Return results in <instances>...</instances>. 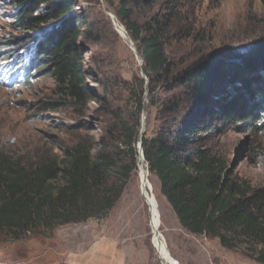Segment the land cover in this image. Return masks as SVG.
Returning a JSON list of instances; mask_svg holds the SVG:
<instances>
[{
	"label": "trees",
	"instance_id": "16d2710c",
	"mask_svg": "<svg viewBox=\"0 0 264 264\" xmlns=\"http://www.w3.org/2000/svg\"><path fill=\"white\" fill-rule=\"evenodd\" d=\"M127 4L120 0L115 18L143 60L150 106L158 109L165 125L154 137H141L149 174L158 179L160 194L186 232L216 239L229 251L243 245L250 260L264 264V188L230 173L218 150L195 144L213 134L210 125L220 117L231 125L263 130L258 121L264 115V35L256 38L248 56L224 53L229 60L242 58L240 63L225 67L231 62L197 55L177 66L165 51V21L153 17L141 26ZM14 5L17 27L49 28L35 52L37 62L44 64L40 57L49 60L45 74L60 99L57 106L81 107L88 95L76 41L78 26L86 20L74 12L77 1L14 0ZM261 22L264 27V0ZM139 82L145 86L144 80ZM137 108L141 110L140 103ZM139 133V120L131 128L122 125L114 139L122 146L116 154L95 152L83 139L72 143L63 157L46 150L20 156L0 143V235L17 239L105 218L137 169Z\"/></svg>",
	"mask_w": 264,
	"mask_h": 264
},
{
	"label": "rangeland",
	"instance_id": "374dc122",
	"mask_svg": "<svg viewBox=\"0 0 264 264\" xmlns=\"http://www.w3.org/2000/svg\"><path fill=\"white\" fill-rule=\"evenodd\" d=\"M76 1L74 12L86 20L78 26L76 46L87 102L77 108L57 106L60 99L45 74L49 68L45 57H40L44 64L37 62L27 81L14 66H8L11 79H0V143L20 156L46 150L63 157L70 145L81 139L91 142L95 152L110 150L116 154L122 146L114 139L122 125L131 128L139 120L140 133L143 127L147 138L165 130L158 109L150 106L151 97L145 90L148 80L141 73L143 65L115 31L112 21L106 19L107 13L116 17L114 11L119 9L120 0ZM133 2L127 0V5L134 10L133 19L139 25L153 17L165 21V51L177 66L197 55L215 56L223 63L230 61L224 56L226 51L237 57L248 56L256 38L264 35L263 0H143L137 6ZM16 13L14 0H0V60L31 51L49 29L22 30L16 26ZM133 47L136 49L134 43ZM5 69L0 66V72ZM139 79L144 80V87ZM177 96L184 95L178 92ZM139 103L141 110L137 108ZM262 117L258 125L264 124ZM229 123L217 118L210 125L213 134L195 142L196 146L218 150L227 160L230 173L255 188H264V128L255 131L242 128L239 122ZM159 188L158 179L148 172L146 189L159 214V233L178 264H256L245 255L243 245L229 251L216 239L186 232ZM152 238L137 161V169L105 218L62 225L50 232L32 231L17 239L0 235V264H162Z\"/></svg>",
	"mask_w": 264,
	"mask_h": 264
},
{
	"label": "bare ground",
	"instance_id": "6f19581e",
	"mask_svg": "<svg viewBox=\"0 0 264 264\" xmlns=\"http://www.w3.org/2000/svg\"><path fill=\"white\" fill-rule=\"evenodd\" d=\"M115 22H116L115 27L117 28V30L115 29V31L127 42L128 36L126 35L124 28L122 27V25H120L117 22L116 18H115ZM138 165H139V173H140L141 192L145 202L148 205L149 213H150V223L153 230L152 244L155 247V250L160 257L162 264H175L172 258L170 257L168 251L166 250L165 244L162 241L163 239L159 233V227H160L159 216H158L159 214L157 213V209L153 204V201L146 189L147 179H148V169H146L144 162L141 160L138 162Z\"/></svg>",
	"mask_w": 264,
	"mask_h": 264
},
{
	"label": "clouds",
	"instance_id": "9594fccd",
	"mask_svg": "<svg viewBox=\"0 0 264 264\" xmlns=\"http://www.w3.org/2000/svg\"><path fill=\"white\" fill-rule=\"evenodd\" d=\"M35 51V46H33L31 51L26 50L22 55L17 56L16 58L3 57V59L0 60V66L6 67L7 69L0 72V79L3 81L11 79L12 74L9 71L10 68L14 66L20 70V76L25 81L29 80L30 77L33 76V71L35 69V65L37 64L38 56ZM8 66L11 67L8 68Z\"/></svg>",
	"mask_w": 264,
	"mask_h": 264
},
{
	"label": "water",
	"instance_id": "95a60500",
	"mask_svg": "<svg viewBox=\"0 0 264 264\" xmlns=\"http://www.w3.org/2000/svg\"><path fill=\"white\" fill-rule=\"evenodd\" d=\"M107 16H108V18L112 21V24L114 25V27H115V24H116V22H115V17H114V15H112V14H110V13H107ZM115 29L117 30V28L115 27ZM126 43H129V46H130V49L133 51V53H134V55H135V57L137 58V60L139 61V64L142 66L143 65V60H142V58L139 56V54H138V52L136 51V49L133 47V42H132V40H131V38L128 36V39H127V42ZM242 58H233V59H231L229 62H236V61H240ZM141 73H142V75H144L143 74V72L141 71ZM146 79V78H145ZM142 135H143V127H142V131H141V133H140V142H139V144H138V162L141 160V161H143L144 162V157H143V151H142V145H141V137H142ZM144 164H145V162H144ZM145 166H146V169H147V164H145ZM173 260V262L175 263V264H178L174 259H172Z\"/></svg>",
	"mask_w": 264,
	"mask_h": 264
}]
</instances>
